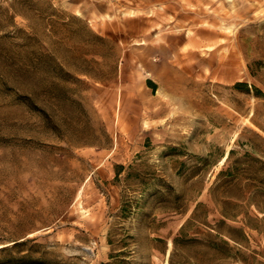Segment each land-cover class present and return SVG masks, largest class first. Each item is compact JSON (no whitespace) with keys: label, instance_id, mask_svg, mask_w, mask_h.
I'll list each match as a JSON object with an SVG mask.
<instances>
[{"label":"rangeland","instance_id":"1","mask_svg":"<svg viewBox=\"0 0 264 264\" xmlns=\"http://www.w3.org/2000/svg\"><path fill=\"white\" fill-rule=\"evenodd\" d=\"M197 204L173 264H264V0H0V264H168Z\"/></svg>","mask_w":264,"mask_h":264},{"label":"trees","instance_id":"2","mask_svg":"<svg viewBox=\"0 0 264 264\" xmlns=\"http://www.w3.org/2000/svg\"><path fill=\"white\" fill-rule=\"evenodd\" d=\"M200 204H197L194 208V210L192 211V214L190 215L189 219L186 220V222L184 224L181 225V227L179 228L177 234L175 237H173L172 239V245L173 248L169 254V261L168 264H173V256L175 255V251L179 248H185V246H187L188 243H199V238L197 237H190L187 234V230L189 228V226L192 224V219H195V217L197 216V210ZM212 234H208V244L210 246H214L215 242H214V238L215 236H211ZM211 237V238H210ZM230 239L235 240V237H233L232 235L228 236ZM223 243H226V241H223Z\"/></svg>","mask_w":264,"mask_h":264},{"label":"bare ground","instance_id":"3","mask_svg":"<svg viewBox=\"0 0 264 264\" xmlns=\"http://www.w3.org/2000/svg\"><path fill=\"white\" fill-rule=\"evenodd\" d=\"M224 158H225V155L222 157V160H223ZM168 245L171 246V242H170V241H168ZM166 251H167V250H166ZM168 252H169V251L166 252V254H165L166 256H167ZM164 264H167V259H166V261H165Z\"/></svg>","mask_w":264,"mask_h":264}]
</instances>
